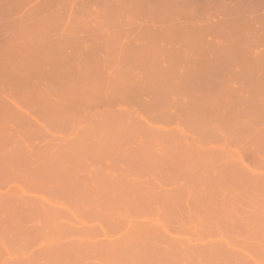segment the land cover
Wrapping results in <instances>:
<instances>
[{"label":"rangeland","instance_id":"rangeland-1","mask_svg":"<svg viewBox=\"0 0 264 264\" xmlns=\"http://www.w3.org/2000/svg\"><path fill=\"white\" fill-rule=\"evenodd\" d=\"M0 264H264V0H0Z\"/></svg>","mask_w":264,"mask_h":264}]
</instances>
